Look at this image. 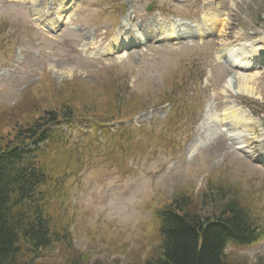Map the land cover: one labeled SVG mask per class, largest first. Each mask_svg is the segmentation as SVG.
I'll list each match as a JSON object with an SVG mask.
<instances>
[{
    "label": "rangeland",
    "instance_id": "374dc122",
    "mask_svg": "<svg viewBox=\"0 0 264 264\" xmlns=\"http://www.w3.org/2000/svg\"><path fill=\"white\" fill-rule=\"evenodd\" d=\"M20 1L23 0H0V19L4 16L0 31H13L22 25V16L26 15V11L19 5ZM90 3H94V0H88L80 10L83 18L76 15L77 21L75 22L80 26L101 20L100 9L92 10ZM247 4L249 9L243 17L249 21L263 17V27L259 31L264 35V0H247ZM252 11L256 12L251 13ZM58 44L57 41L48 44L49 54L42 55L40 63L34 59L25 60L24 58L22 64L2 72L4 76L0 78V147L12 142L20 132L27 131V127L30 129L32 126L30 123L42 117L45 112L62 110V105L65 103L72 105L70 107L74 115L83 114L82 126L84 128L91 127L87 124L105 119L99 112H94L93 107L97 108L96 105L99 103L103 106L107 101L111 90L110 79L114 78L111 71L118 72L116 79L122 81L124 87L127 82L130 85L127 91L128 99L133 102L140 100L144 105L150 99L159 100V95L162 94V84L165 79L173 77V69L183 68L188 63L206 65L208 62L193 55L192 50L184 45V48L179 51H175L174 48L173 50L160 48L129 56L124 55L114 58L110 61V65L101 68V65H90L89 60H82L77 54L63 52L64 50L57 48ZM186 50L190 53H179ZM58 55L60 56L56 61ZM65 57L69 59L66 60ZM38 66L41 70L44 67L40 75H37L39 73L34 69ZM55 66L64 67L65 71H57ZM224 70H227L225 66L219 67L218 73L211 82L220 81L222 86L227 77L230 79L233 77L236 84L232 87L234 92L246 87L254 91L258 99L262 98L264 101V74H261L263 69L249 72L247 76L256 77L253 82L246 83L242 87H238L242 83L238 81V77L242 75L229 72L224 75ZM69 82H71L70 86L74 82V90H69V87L65 88V83ZM59 87L64 89L62 95H60ZM226 87L230 88L231 83ZM82 96L87 98L94 96L91 102L95 103L85 104L81 101ZM263 101H258L262 109H264ZM254 104L255 100H251L250 105ZM262 109L254 106L256 112H261ZM159 111L158 108L152 113L153 119L150 118V114H145V117L147 115L148 117L144 121L143 132L139 134V140L133 144L134 148H139L140 145L142 147L135 149L133 154L126 157L129 169L126 172L123 171L125 175L121 181L116 183V178L114 181L110 180L104 187H99L95 182L96 172L91 171L86 174L88 168L81 162L80 172L71 186L73 192L71 200L79 201L80 204L75 207L70 206L66 213L71 217L76 230L74 246L71 247L68 242L62 240L57 249L49 248L44 251V257L40 256L35 264H71L73 261H78L80 264H143L156 255V246L161 237L158 229L156 232L153 228L155 233L151 229L148 231L144 229L145 222L149 216L150 218L152 216V208L164 197L174 194L179 196V192H182L184 188L192 187V184L198 188L202 183L203 189L195 193L194 198L198 201L205 199L204 191L211 189L204 187L211 186V182H214L206 183L205 178L218 171L222 177H225L224 173L229 175L230 183H239L243 192L253 193L255 191L259 197L264 198V171L258 170L252 162L239 161L241 164H237L233 159L226 158L223 159L224 168L221 167L217 171H215L217 165L212 170L207 168L202 171H198L199 169L193 171L190 165L189 169L182 163L170 162L163 172L148 175L149 172L158 171L159 163L153 166L150 156L163 135H167L176 142L182 151L186 143L182 139L185 132L181 129L169 131L166 130L167 126L157 125ZM159 115L162 116L161 113ZM63 131L69 136L73 132L65 129ZM81 136L77 135L76 141L81 143L80 153H83L88 140H82ZM89 158L96 157L91 150H86L85 159ZM114 174L115 172H112V175ZM84 198H87L88 202L84 203ZM218 201L221 199L218 198ZM258 206L263 211L262 218L264 219V204H258ZM83 208L89 209L91 214L84 215V220H79L78 214L83 211ZM217 208L220 210L221 205ZM215 210L217 211V209L208 211L214 212ZM50 218L53 219L54 235L61 239L65 232L64 226L61 227L57 223L59 222L58 217L50 216ZM262 251L263 254L259 257L263 258L264 264V240L251 252H246L251 254V257L246 259L247 264H255L260 259L255 258L256 254H261ZM228 255L235 260L233 252L229 251Z\"/></svg>",
    "mask_w": 264,
    "mask_h": 264
},
{
    "label": "trees",
    "instance_id": "16d2710c",
    "mask_svg": "<svg viewBox=\"0 0 264 264\" xmlns=\"http://www.w3.org/2000/svg\"><path fill=\"white\" fill-rule=\"evenodd\" d=\"M47 115L52 119V113ZM13 171V166L0 157V264H25L20 260V234L41 243L46 228L41 222L31 221L26 206H22L42 182V175L30 179L25 173ZM211 205L212 201L206 199L201 209L194 210V204L186 198L173 201L162 213L158 254L144 264H232L223 255L225 241L230 235H247L251 224L245 211L232 200L218 217L202 216Z\"/></svg>",
    "mask_w": 264,
    "mask_h": 264
},
{
    "label": "bare ground",
    "instance_id": "6f19581e",
    "mask_svg": "<svg viewBox=\"0 0 264 264\" xmlns=\"http://www.w3.org/2000/svg\"><path fill=\"white\" fill-rule=\"evenodd\" d=\"M204 5L206 6V3H204ZM209 8L208 9H213V6L212 5H209L208 6ZM225 10H227L228 9V7L227 6H222ZM208 12V11H207ZM209 21H212L214 24H216V20L215 19H213L212 18V16H210L209 17ZM223 36L224 37H227V36H229L228 35V33L227 32H225L224 34H223ZM57 71H60V72H63V71H65V69H64V67H60V68H58L57 67ZM248 81V79H244V81L242 80L241 82L243 83V82H247ZM220 105H223V103H221ZM234 112H236V114H234V115H232V116H229V117H225L224 119H223V115H222V117H220L219 118V115L220 114H218V115H216V118H219L218 119V122L220 123V125L221 124H223V121H226V120H228V119H230V120H232L231 121V123H237V124H239L240 123V121H239V117H238V115H239V112H241L240 111V109H235V111ZM226 116L228 115V114H225ZM224 136H222V137H220V143L221 144H223L224 145V142H225V139L223 138ZM218 142V140H216V141H214V143H217ZM162 226V225H161ZM42 236H43V238H44V240L40 243V242H38V248L39 249H41V251H42V253L44 252V251H46L50 246H49V244H48V241H47V236H48V233H47V231L44 229V230H42ZM28 236H30V237H32L30 234H28ZM22 238H24L23 236H20V240H22Z\"/></svg>",
    "mask_w": 264,
    "mask_h": 264
}]
</instances>
